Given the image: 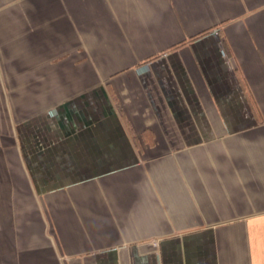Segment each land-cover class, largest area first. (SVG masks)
I'll return each mask as SVG.
<instances>
[{
    "label": "crops",
    "instance_id": "1",
    "mask_svg": "<svg viewBox=\"0 0 264 264\" xmlns=\"http://www.w3.org/2000/svg\"><path fill=\"white\" fill-rule=\"evenodd\" d=\"M0 264H264V0H0Z\"/></svg>",
    "mask_w": 264,
    "mask_h": 264
}]
</instances>
